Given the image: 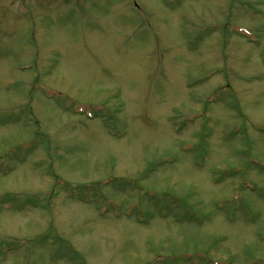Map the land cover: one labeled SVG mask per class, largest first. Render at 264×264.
I'll use <instances>...</instances> for the list:
<instances>
[{
	"label": "rangeland",
	"instance_id": "obj_1",
	"mask_svg": "<svg viewBox=\"0 0 264 264\" xmlns=\"http://www.w3.org/2000/svg\"><path fill=\"white\" fill-rule=\"evenodd\" d=\"M0 264H264V0H0Z\"/></svg>",
	"mask_w": 264,
	"mask_h": 264
}]
</instances>
